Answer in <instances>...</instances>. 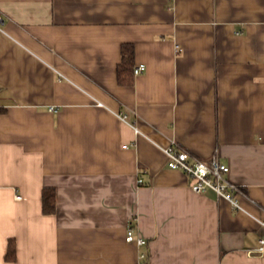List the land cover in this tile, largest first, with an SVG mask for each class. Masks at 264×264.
Listing matches in <instances>:
<instances>
[{
  "label": "crops",
  "instance_id": "1",
  "mask_svg": "<svg viewBox=\"0 0 264 264\" xmlns=\"http://www.w3.org/2000/svg\"><path fill=\"white\" fill-rule=\"evenodd\" d=\"M0 18V264H264V0H0ZM123 44L145 66L129 86ZM170 145L215 153L242 210L191 191Z\"/></svg>",
  "mask_w": 264,
  "mask_h": 264
},
{
  "label": "built area",
  "instance_id": "2",
  "mask_svg": "<svg viewBox=\"0 0 264 264\" xmlns=\"http://www.w3.org/2000/svg\"><path fill=\"white\" fill-rule=\"evenodd\" d=\"M2 19L0 18V23ZM145 71L144 65H137L133 69V75H139ZM118 117L125 122L126 116L119 114ZM166 157V166L172 170L181 171L189 180V187L194 193H205L211 191L219 199L229 203L234 210H242L238 195V187L228 178L229 167L219 161L218 156L214 153L209 159L203 161L191 155L188 151L175 145L162 148ZM140 182V181H139ZM134 220L132 219L130 223ZM264 227V221H259ZM125 241L135 243L137 246H144L146 241L140 237H134L130 227L127 228ZM254 252L261 254L264 252V237L258 240ZM145 255L140 254V259Z\"/></svg>",
  "mask_w": 264,
  "mask_h": 264
},
{
  "label": "trees",
  "instance_id": "3",
  "mask_svg": "<svg viewBox=\"0 0 264 264\" xmlns=\"http://www.w3.org/2000/svg\"><path fill=\"white\" fill-rule=\"evenodd\" d=\"M121 63L116 68V80L119 85L129 86L133 82V47L123 44L121 47ZM55 191L51 187H44L41 191V212L51 215L55 212ZM16 257L15 243L12 239L8 241L4 259L13 262Z\"/></svg>",
  "mask_w": 264,
  "mask_h": 264
}]
</instances>
